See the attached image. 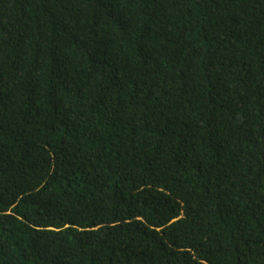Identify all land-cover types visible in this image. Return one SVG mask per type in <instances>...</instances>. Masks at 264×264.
Returning a JSON list of instances; mask_svg holds the SVG:
<instances>
[{
	"label": "trees",
	"instance_id": "obj_1",
	"mask_svg": "<svg viewBox=\"0 0 264 264\" xmlns=\"http://www.w3.org/2000/svg\"><path fill=\"white\" fill-rule=\"evenodd\" d=\"M0 264H264V0H0Z\"/></svg>",
	"mask_w": 264,
	"mask_h": 264
}]
</instances>
